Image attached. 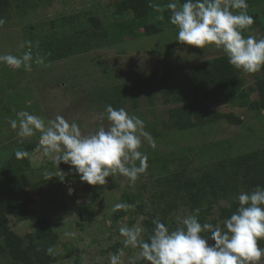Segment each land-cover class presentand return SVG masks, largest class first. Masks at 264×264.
<instances>
[{"label": "trees", "instance_id": "16d2710c", "mask_svg": "<svg viewBox=\"0 0 264 264\" xmlns=\"http://www.w3.org/2000/svg\"><path fill=\"white\" fill-rule=\"evenodd\" d=\"M256 1L259 0H247V12L254 19L253 25L263 29L257 11L251 13L250 10L254 9ZM261 1L264 3V0ZM53 2L0 0V19L5 21L0 26V32L14 22L23 20L19 25L23 48L25 52L31 51L33 67H52L53 64L65 63L96 49L114 47L125 40L156 36L175 27L169 23V10L162 8L157 11L152 6L162 7L170 0H116L112 6V21L106 23L95 12L48 20L47 12ZM183 2L178 0L180 4ZM37 57L42 58L44 63L37 64ZM183 63L184 60H172L143 76L130 78L128 82L106 84L100 77L95 81L96 73L93 71L97 66L102 74L107 68L93 61L91 65L78 68V71L83 70L85 76L71 73L70 77L55 81V84L62 92L67 87L73 89L76 96L73 102L93 101L96 104L93 109L101 113H104L107 105L128 110L130 115L144 121L145 130L160 146H163L161 141L168 137L178 136L186 141L191 135L200 134L221 122L233 126L242 124L235 114L221 112L218 109L221 106L264 115V68L256 73H246L230 65L226 54L187 69L182 67ZM22 67L14 71L10 66L0 64V95L16 93L17 89L10 91L6 85L19 83L18 74L22 72ZM244 74L253 77L252 85H248ZM144 101L145 107L151 110L152 120L140 112ZM157 103L164 108L169 107L163 110L165 118L155 113ZM32 104L34 106L30 108L37 110V105ZM11 109V106H0V117H8V122L16 119L17 112L12 113ZM103 118H106V113ZM9 130L13 128L9 127ZM246 141L239 137L233 145L230 141L200 147L188 144L168 154L146 150L147 170L155 169V174L146 178L150 182L149 189L143 184L136 192L124 191L120 202L131 207L117 209L111 217V228L107 230L119 233L120 227L115 226L120 221L132 227L136 226L138 219L143 218L140 227L144 229L142 235L147 239L154 228L153 219L159 218L172 230L182 218L194 214L196 209H199L201 224L222 226L223 221L238 208L235 197L240 192H250L257 185L264 186V145L258 152L253 148L242 153L239 151L242 146L244 149L250 147ZM38 148V143L22 142L14 148L9 158L0 162V264H59L63 256L56 253L58 247L68 257L74 252L73 248L68 250L67 243L59 241V234L47 218L36 219L31 224L33 232L22 238L10 227V217L20 223L27 222L33 214V193L30 194L20 184V179L31 169L30 158ZM17 151L26 152L27 155L17 158ZM60 165L61 169L66 167L64 163ZM110 177L106 178V184L96 185L94 190L83 188L75 192L71 202L80 208L91 207L85 199L95 201L96 195L102 193L107 184L113 188ZM60 179L56 181L59 188ZM202 235L207 237L208 233ZM258 244L264 248V239H260ZM121 247V244H116L106 252L115 254ZM131 250L140 251L138 248ZM143 262L137 264H145ZM261 262L264 263V257ZM67 263L84 264V261L73 257Z\"/></svg>", "mask_w": 264, "mask_h": 264}, {"label": "rangeland", "instance_id": "374dc122", "mask_svg": "<svg viewBox=\"0 0 264 264\" xmlns=\"http://www.w3.org/2000/svg\"><path fill=\"white\" fill-rule=\"evenodd\" d=\"M115 1L54 0L47 12V18L51 20L67 15L95 12L106 23L112 21V6ZM262 2L261 0L256 1L254 9L250 10L251 13L257 11L259 15L258 21L263 26V29L252 25L250 29L243 31L242 34L245 37L248 35H254L257 38L264 37V3ZM22 21L14 22L8 29L1 30L0 55L22 56L25 53L21 27L19 26ZM165 31L163 34L156 36L125 40V42L114 47L96 49L76 59L66 60L65 63L53 64L52 67H33L30 65V67L26 68L23 66V73L20 71V74H18L19 83L10 82V84L6 85L10 91H14V88L17 89L16 93L0 95V106L1 108L11 106V112H17V117L13 120H17L18 126V113L27 111L44 119L46 124L49 119H54L56 115H61L69 123L76 122L84 135L97 130L101 126L107 128L109 122L106 118H102L101 112L93 109L96 106L95 103H92L93 101L83 102L79 100L73 102V98L76 97L74 96V90L67 87V90L65 89L66 91L62 92L59 85L55 84V81L68 78L71 73L78 74L80 77L81 75L85 76L82 72L83 70L78 71V68L91 65L93 61L102 64L104 66L102 68H107L101 74L100 69L98 70L96 66L93 71L96 73L94 80L98 81L100 77L106 84H113L119 81L128 82L130 78L143 76L155 69H159L172 60H184L185 63H183L182 67L187 69L200 62L225 54L222 48H218L215 45H206L201 49L177 42L178 29L176 26L174 29ZM19 36L21 37L19 38ZM10 68L11 70H16L15 68ZM244 77L247 79L248 85L253 84V77L248 74H244ZM32 102L37 105V110L30 108L34 106ZM145 102L142 103L143 107L140 112L145 113L148 119L152 120L151 110L145 107ZM168 108V106L164 108L157 103L155 113L158 117L165 118L163 110ZM218 109L223 113L231 112L235 114L242 120V124L233 126L221 122L210 129L201 131L200 134L191 135V137L186 138V141L178 136L168 137L161 141L163 146L156 144L155 148L149 147L145 142L142 144L140 151L145 153L146 150L151 149L168 154L169 151L180 149L188 144L200 147L208 143L230 141L233 145L235 144L234 140L239 137L245 138L247 140L246 143L250 145L246 149L242 146L241 150H239L240 152L247 153L252 151L250 149L253 148V151L258 152L263 149L264 115L224 106ZM8 119L6 116L0 117V162L9 158L14 148L22 142L39 143L41 135L39 131H34L31 137H20L17 134L19 127L9 130L11 126ZM54 155V153L44 155L43 149L40 147L36 152L32 153L30 158L31 169L22 176L20 184L30 194L33 193L32 198L35 201L32 207L33 214H31L27 222L20 223L10 217L9 224L12 231L22 238L33 232L31 224L36 219L47 218L52 222L54 231L59 234V241L67 243L68 250H72V248L74 250L71 253V257H68L69 255H65L58 247L56 253L63 256L60 257L59 264H68L67 262L73 257H79L84 261V264H109V256L114 253L111 251L106 252V250L116 244L122 245L120 250L122 249L124 252L122 257L124 264H130V259L135 258L138 252L131 250L130 246L125 247L123 244L124 238L115 230L107 229L111 228V217L117 210L115 205L121 204V194L127 189L128 191L136 192L143 184L149 189L150 182L146 178L148 175H154L155 169L147 170L134 183L119 173L111 175L110 179L114 187L111 188L107 184L104 187V191L96 195L95 201L91 202L88 198L85 199V202L91 204V207L80 208V206H75L71 202V197L75 192L83 188L94 190L96 185H89L87 182L81 181L79 175L75 174L74 171H70V165L68 164H66L64 169H61L60 164L57 167L53 159ZM59 177L61 178V188L56 185ZM69 190H72L71 195ZM142 219H138L137 227H140ZM121 223L122 221L115 227L127 225V223ZM140 261L142 260H138L137 263ZM143 263L147 264L145 261ZM259 264L264 263L260 261Z\"/></svg>", "mask_w": 264, "mask_h": 264}, {"label": "clouds", "instance_id": "9594fccd", "mask_svg": "<svg viewBox=\"0 0 264 264\" xmlns=\"http://www.w3.org/2000/svg\"><path fill=\"white\" fill-rule=\"evenodd\" d=\"M152 6L157 11L162 8L170 11L169 23L178 29L177 42L201 49L206 45L222 48L228 63L246 73L264 68V37L242 34L254 24L247 12V0H184L182 4L170 0L162 7ZM4 23L0 19V26ZM32 60L31 51L22 56L0 55V64L15 69L22 65L30 67ZM36 63L44 61L37 57ZM105 113L108 127L101 126L87 135L82 134L76 122L69 123L61 115L46 124L41 117L20 111L19 126L17 120L9 123L13 129L19 127L20 137H31L34 131H39L38 147L43 149L44 155L54 153L57 167L60 163L70 165V171L89 185L106 184V178L116 173L134 183L148 168V156L140 148L145 142L155 148V140L145 130L144 121L124 108L107 105L102 118ZM15 155L19 158L27 153L17 151ZM71 192L69 190L70 195ZM235 199L239 206L222 226L201 224L199 209L182 218L172 230L159 218L153 219L154 228L147 239L142 235V227L121 226L119 234L124 237V246L140 250L130 259V264H137L138 260L147 264H259L264 257V248L258 244L264 239V186L240 192ZM129 207L131 205H115L116 209ZM202 233H208L207 237ZM123 255L122 249L110 254L109 264H124Z\"/></svg>", "mask_w": 264, "mask_h": 264}]
</instances>
